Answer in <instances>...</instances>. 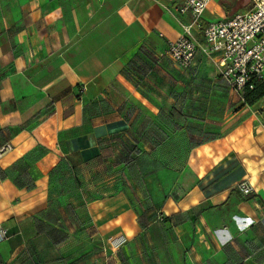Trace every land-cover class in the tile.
I'll use <instances>...</instances> for the list:
<instances>
[{
	"label": "crops",
	"instance_id": "0c3cea01",
	"mask_svg": "<svg viewBox=\"0 0 264 264\" xmlns=\"http://www.w3.org/2000/svg\"><path fill=\"white\" fill-rule=\"evenodd\" d=\"M183 1L0 0V148L11 146L0 156V264H264V98L228 112L209 90L222 85L213 60L170 62L168 42L191 23L176 11ZM245 2L213 0L191 34L202 44L209 22ZM171 108L218 123L185 164L146 176L139 205L153 218L141 225L116 167L131 146L163 165L136 135Z\"/></svg>",
	"mask_w": 264,
	"mask_h": 264
},
{
	"label": "built area",
	"instance_id": "2783aa9c",
	"mask_svg": "<svg viewBox=\"0 0 264 264\" xmlns=\"http://www.w3.org/2000/svg\"><path fill=\"white\" fill-rule=\"evenodd\" d=\"M212 1L184 0L176 8L179 15H189L191 23L181 26V35L168 42L167 55L179 69L187 71L201 52L215 62L225 85L242 97L255 83H264V1L249 0L247 10L225 20L209 22L201 30L204 42L200 44L190 28H200L201 16ZM10 150V145L2 146L0 156ZM236 189L244 195L252 192L247 183H240ZM7 236V230L0 228V240Z\"/></svg>",
	"mask_w": 264,
	"mask_h": 264
},
{
	"label": "rangeland",
	"instance_id": "374dc122",
	"mask_svg": "<svg viewBox=\"0 0 264 264\" xmlns=\"http://www.w3.org/2000/svg\"><path fill=\"white\" fill-rule=\"evenodd\" d=\"M198 61L200 65L206 61L211 64V62L203 56H200ZM210 64H208V67H210ZM198 69L199 68H197L196 71L197 83L207 81V78L209 77L208 69H204L205 71ZM219 80L222 83L220 87L215 86L209 88V90L212 89L210 92L211 95H214V93H220L222 95L221 98L226 99L228 112H236L243 106V104H241L243 102L241 95L230 90L220 78ZM214 82L220 83L218 78H215ZM196 88L201 91L203 90L202 85L196 86ZM204 92H207V90ZM165 113L169 116L164 115L162 117L146 119L143 129L147 132H142L143 135H140L139 133L136 135L137 138H145L146 141H148L151 146L150 153H152V161L156 162L161 160L164 162L163 165L157 166L155 163L149 164L141 155L143 154L141 149L137 146H131L130 148L124 149L122 154H120L122 157H120L122 159L120 160V163L121 165H124L116 167L117 174L120 175L119 178L121 179L119 184L121 186H127V193L130 195V203L133 212L140 218L141 225L146 221L148 223L152 222L153 218L147 211L142 213V205H139L140 200L138 196L141 195L145 197L148 191L147 187L153 184L145 181L146 176H152L159 168L170 169L174 167L172 164L177 167L183 164V162L185 164L184 160L187 155V149L189 150L191 146L195 144L198 145L209 138L211 133H214L211 131L216 128V124L218 123L215 119H188L181 115L179 117L172 116L171 114L175 113L174 108L168 109ZM139 129L140 126L138 125V131ZM101 171L104 174H107V172H109V167L103 166L101 167ZM124 172L128 174V177L127 179L122 180ZM50 235L53 239H57L55 234ZM42 247L43 246H40L41 249Z\"/></svg>",
	"mask_w": 264,
	"mask_h": 264
},
{
	"label": "trees",
	"instance_id": "16d2710c",
	"mask_svg": "<svg viewBox=\"0 0 264 264\" xmlns=\"http://www.w3.org/2000/svg\"><path fill=\"white\" fill-rule=\"evenodd\" d=\"M244 1H246L244 4V8H245L244 10H246L249 6V0H235L234 5L240 7L244 3ZM262 98H264L263 82L255 83L252 90L246 89L242 94L243 103L244 105L247 106H253L256 102H258ZM245 199L247 198L245 197ZM42 231L45 232V234L48 235L49 237H51L50 234H55L57 236L56 237L57 239H53L52 237L51 238L57 243H60L66 239V236L62 235L60 232L50 227L43 226Z\"/></svg>",
	"mask_w": 264,
	"mask_h": 264
},
{
	"label": "water",
	"instance_id": "95a60500",
	"mask_svg": "<svg viewBox=\"0 0 264 264\" xmlns=\"http://www.w3.org/2000/svg\"><path fill=\"white\" fill-rule=\"evenodd\" d=\"M264 1V0H263Z\"/></svg>",
	"mask_w": 264,
	"mask_h": 264
}]
</instances>
